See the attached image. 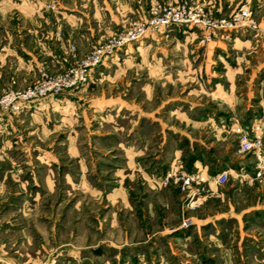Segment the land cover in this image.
Listing matches in <instances>:
<instances>
[{
  "label": "rangeland",
  "instance_id": "obj_1",
  "mask_svg": "<svg viewBox=\"0 0 264 264\" xmlns=\"http://www.w3.org/2000/svg\"><path fill=\"white\" fill-rule=\"evenodd\" d=\"M126 1L134 11L125 23L98 13L112 12L116 2ZM182 2L230 25L216 28L205 40L200 28L190 24L147 32L103 59L88 82L48 95L60 102L40 111L41 117L29 119L21 112L20 130L0 134V143L6 138L0 149V264H264V181L244 174L254 164L252 154L239 151L236 133L216 141L208 122L200 127L181 113L213 115L218 124L229 118L241 124L256 119L264 130V0H0V94L26 86L42 69L62 71L131 20L147 16L152 6ZM105 4L107 9L100 8ZM90 29L91 35H84ZM54 30L64 38L59 62L50 64L39 56L35 72L30 69L35 61L27 63L30 68L23 62L19 67L24 53L12 50L19 49L20 39ZM162 98L167 100L160 104ZM116 99L124 100L127 109H117ZM130 104L140 111L158 110V120L137 118ZM185 121L192 130H182ZM41 130L49 131L41 135ZM72 130L77 132L75 142L94 143L99 150L118 137L148 144L151 154L169 162L156 176L161 186L150 188L136 179L123 182L127 203L112 205L103 194L113 185L96 169L108 160L94 152V187L67 181L62 164H68V156L62 150ZM187 132L203 145L191 142ZM179 144L183 163L172 169H187L184 161L198 148L212 168L208 174L229 167V180L218 186L206 183L192 197L175 183H161ZM51 153L57 165L44 161L42 166L40 154ZM184 217L190 220L185 227ZM113 227L121 229L117 237ZM145 238L146 243H126Z\"/></svg>",
  "mask_w": 264,
  "mask_h": 264
},
{
  "label": "crops",
  "instance_id": "obj_2",
  "mask_svg": "<svg viewBox=\"0 0 264 264\" xmlns=\"http://www.w3.org/2000/svg\"><path fill=\"white\" fill-rule=\"evenodd\" d=\"M149 2H153V0H149ZM116 7L115 10L110 12L108 10H104V11H99V15L104 14L107 15V13H109V17H110V22L113 23H125L128 16H130V13H132L134 10L133 8V4L131 5L130 3H128V1L125 2V6L123 5V2H116ZM105 8L107 9V4H105L104 6L100 5V8ZM32 12V11H31ZM96 10L93 12V16H96ZM102 13V14H101ZM38 16V15H37ZM108 17V16H105ZM100 19V18H99ZM37 18L35 17L36 21ZM74 21V20H73ZM125 21V22H124ZM36 23V22H35ZM129 23V22H128ZM100 27V26H99ZM57 30V29H56ZM54 30L51 31L49 34H34V36H30L28 38V41H22V39H20L19 42V49H13L12 52L14 54H18V55H23L26 59H22V58H18V64L19 67L20 65H22L23 62V66L25 67H29L28 66V62L30 63L31 61H35V64L33 66V68L31 67V70H34V72L36 71V65H37V57L42 56L41 58H49L50 64H53L54 59L57 60V62H59L58 59H56V57L60 54L59 50L61 49V47H63L64 45V38L60 37L59 34L57 33V31ZM92 29H90L88 32H84V35H91ZM85 37V36H83ZM68 39V38H66ZM32 46V47H31ZM32 48V49H30ZM79 51L82 52V48L79 47ZM9 53V52H7ZM6 53V54H7ZM57 53V54H54ZM5 55V54H4ZM47 57V58H46ZM26 61V62H25ZM18 67V68H19ZM31 79V77L29 78V80ZM150 98V97H147ZM167 99L162 98L160 99L159 103H164L166 102ZM116 101V107L117 109H119V107H121L123 109L124 106V100L119 101V100H115ZM60 102V100L56 99V97L54 96H45L42 98H38V99H34V100H30L27 102H24L21 106V109L18 111H6L0 108V134L4 135L6 134V131L11 132L12 130H14V132L12 133V135H14L15 133H17L18 130H20L18 126V121H20L19 115L21 114V112L27 114L26 117H33L35 119H37L36 117H41L39 112L40 111H45V109H47L46 107L50 104H58ZM133 103V102H132ZM136 102H134L135 104ZM52 106V105H51ZM125 109L126 106H124ZM130 107L132 108V110L130 111V113H135L137 115V118L140 117H151L154 120H158L159 116H156L158 110L153 109V110H141L140 111V107H136L133 104H130ZM52 108V107H51ZM172 111V110H169ZM175 111V110H173ZM182 119H190V120H194L196 123H200V127H203L202 123H209V127L211 130H214V135H215V140L216 141H223L226 136L229 133H232V126H234L236 123L238 122H233L231 121V118L228 119V121L226 123H219V120H215V118L213 117V115H208V116H193L190 113H187L186 111L182 110ZM175 116H178L177 113H173ZM157 117V118H156ZM22 118V117H21ZM30 119V118H29ZM218 119V118H216ZM230 120V121H229ZM253 122H258L256 119H254ZM188 121H185V127L182 128V130H192V128H186ZM240 123V122H239ZM251 123H247L244 124L242 123V125L244 127H246L247 129H249ZM141 125V124H140ZM122 129V127H121ZM130 129V128H129ZM33 130H37V129H33ZM181 130V129H180ZM49 130H41V135L43 134V132H48ZM53 131V130H51ZM50 131V132H51ZM75 130H72V133L70 132V135L66 136V143H65V149L62 151H65L66 155L68 156V164L67 165H63L62 167L66 168V173H65V177H67V181L68 178L72 179V181H76L80 182V183H84V184H88L90 186V188H93L94 186L91 184V175L93 176L94 173L96 174V172L93 169L94 161L96 160V157L92 156V152H94L95 155H99L100 153L105 157V159L108 160L102 163H98L100 165H97L96 169H98V175H100L99 173H105V180L104 181H111L110 183H112L113 187L112 189H110L107 193L103 194L105 196V198H107L108 201H110L112 203V205H115L117 201L119 202H125L127 203V194L125 192V188H127V185L122 186L123 182H130L132 180H137L140 183H146L148 187H154V186H161V184L159 183L158 179L156 178L157 174L159 173V169L165 170L168 165L169 162H165V161H161L160 159H158L159 157V153L157 154H151L149 148H148V144H144L142 146H139L138 144H134V143H126L125 141H123L121 138H117L115 139L114 142H108L105 145H103L102 147L104 148V150H99L102 148H98L97 146L94 145V143L91 144H86L83 143L82 146L79 142H75L73 139L74 134H76L77 132H74ZM117 131V132H116ZM109 130L104 133L108 134ZM114 132L116 133H120V130H114ZM111 132V133H114ZM134 132V130H132V132L130 134H132ZM94 133V132H91ZM234 133V132H233ZM103 134V132H102ZM106 134H103L104 136ZM110 134V133H109ZM128 134V136L130 135ZM37 135V134H36ZM185 136L188 137L189 140H191V142H193L196 138H193L192 136H190V134L185 133ZM13 137V136H12ZM5 138V137H4ZM108 138H110V136H108ZM3 138H1L2 140ZM6 139V138H5ZM4 139L5 143H0V149L2 150L5 146H6V140ZM200 139V138H199ZM198 138L196 139L197 142H199L201 145H203V141L199 140ZM193 140V141H192ZM195 140V141H196ZM186 146L188 140L185 141ZM24 145L26 147L27 150V143L24 142ZM183 145V144H182ZM184 146V145H183ZM64 147V146H62ZM202 147V146H201ZM196 148V147H195ZM210 148V147H209ZM40 149L42 150V148L40 147ZM198 149V148H197ZM194 149L193 151V157L191 158V160H189L188 162H186V160L184 161V167L189 170H195V169H201L205 172L208 173V171L211 172L212 168L210 167V169H208V164L206 162H204L203 158H202V149L200 151V149ZM211 150V148H210ZM55 151L58 152V150L56 149ZM87 151V153H86ZM98 152V153H97ZM181 152H182V148L179 146L176 148H174L173 150V154L170 157V168L172 169L173 166L174 167H178L180 165H182L181 163H183L182 161V156H181ZM210 152V151H208ZM64 154V156H66ZM43 156V157H42ZM62 156V155H61ZM41 157V165L42 166H46L45 164H43V162L45 161L48 162L50 161L48 164L54 166L57 165L55 163H58L56 160V156L55 154L51 153V154H40ZM44 158H46L44 160ZM149 158H152L151 162L150 160H148ZM56 159V160H55ZM225 166L227 165L226 161H223ZM40 165V166H41ZM77 167V168H76ZM169 168V169H170ZM216 169V167H215ZM77 176V177H76ZM114 181V182H113ZM111 185V186H112ZM96 188V187H95ZM103 196V197H104ZM115 208V207H114ZM113 222V221H112ZM110 223V226H112L115 223ZM117 225V224H115ZM118 227V226H117ZM115 231V236L117 237L119 234H117V230H121L118 228H114ZM121 236V235H120ZM147 238L143 239V240H138L136 242H127V244H131V243H146ZM117 238L114 240L115 243L114 246H118L119 244L117 243ZM119 243H121L120 245L123 244V241H120ZM148 246V245H147ZM147 252V251H146ZM116 255V254H115ZM8 259V258H7ZM12 260V259H10ZM6 262H8L6 260Z\"/></svg>",
  "mask_w": 264,
  "mask_h": 264
},
{
  "label": "built area",
  "instance_id": "obj_3",
  "mask_svg": "<svg viewBox=\"0 0 264 264\" xmlns=\"http://www.w3.org/2000/svg\"><path fill=\"white\" fill-rule=\"evenodd\" d=\"M170 24H190L200 28L202 40L209 39L216 28L229 26L223 18H210L203 14L202 8H194L185 2L177 4H163L152 6L147 16L135 18L129 25L110 34L106 40L95 44L81 58L75 59V63L65 67L57 73H49L45 69L40 70L38 78L22 88H10L0 94V108L3 110L18 111L24 102L55 95L65 89H70L89 81L91 71L95 66L112 54L116 49L124 46L147 32H153ZM71 55L75 57L74 45H70ZM238 139V149L242 153H251L254 164L251 171L245 176L251 180L264 181V130L258 122H252L249 129L241 123L232 126ZM243 173V172H242ZM230 177V169L224 168L212 175L201 169H169L160 176L163 184L175 183L186 196L200 194L205 189V184L215 186L225 184ZM198 196V195H197ZM190 205L194 200L190 201ZM190 220L182 219L181 226H186Z\"/></svg>",
  "mask_w": 264,
  "mask_h": 264
},
{
  "label": "trees",
  "instance_id": "obj_4",
  "mask_svg": "<svg viewBox=\"0 0 264 264\" xmlns=\"http://www.w3.org/2000/svg\"><path fill=\"white\" fill-rule=\"evenodd\" d=\"M190 167H188V169H189ZM214 171H217L216 169L214 170Z\"/></svg>",
  "mask_w": 264,
  "mask_h": 264
}]
</instances>
